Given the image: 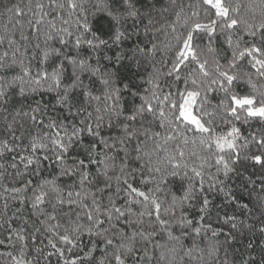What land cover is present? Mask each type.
Listing matches in <instances>:
<instances>
[{
  "label": "trees",
  "instance_id": "16d2710c",
  "mask_svg": "<svg viewBox=\"0 0 264 264\" xmlns=\"http://www.w3.org/2000/svg\"><path fill=\"white\" fill-rule=\"evenodd\" d=\"M75 2L80 7L71 9L68 0H0V36L4 37L0 41V56L7 52L4 63L12 65L8 71L0 72V77H5L4 83L14 76H21L24 81L23 84L17 81L9 89L11 100L6 105L7 111L0 108V148L3 141H7V148L0 153V264H17L18 261L23 264H71L74 259L76 264H99L101 258L104 264H116L114 257L117 252L125 264H224V261L227 264H244L245 261L259 264L264 248V232L260 231L264 227V164L256 163L251 157H264V145L259 143L264 140V118L246 117V113L240 112L237 120L225 112L221 102L227 106L228 97L218 85H211V80L219 78L216 71L219 64L221 71L237 76L229 94L253 95L257 107L264 100V77L251 66L250 56L236 59L235 66L229 67L234 51L238 56L240 51L253 45L264 51V29L259 27L264 24V0H224L230 8L239 9L229 13L239 22L232 29L224 27L227 21L217 19L214 10L203 5L202 0H130L138 16L121 17L118 26L125 35L119 42L114 41L117 25L105 10V5H110L111 0ZM37 4H42L43 8L38 9ZM14 5L22 9V14L5 11L6 7ZM121 11L125 8L122 7ZM194 12L199 15L194 16ZM213 19H217L215 32L201 31L194 38L200 63L208 62L209 76H202L198 64L190 60L181 65L178 70L180 80L177 81V73L173 72L178 43L176 36L186 32L185 21L191 25L209 23ZM37 20H40L39 24ZM84 23L89 24L90 31L84 30ZM172 24H175L176 32H172ZM253 32L255 35L250 34ZM93 33L107 43L90 47L86 41L93 39ZM78 37L81 39L79 46L76 45ZM9 39L14 43L10 45ZM94 44L98 41L94 40ZM153 44L156 48L151 50ZM137 47L145 51L138 52ZM45 52L48 53L47 59L44 58ZM66 56L83 59L92 67H99L101 74L111 73L105 77L110 81L105 86L100 82V76L90 70L81 72L76 69L84 83L91 81L92 93L100 96V101L85 98L77 89L70 95V108L57 103L58 95H63L64 88L72 82L73 67ZM257 57L262 58L259 54ZM21 61L30 68L31 77L24 76ZM61 63L63 72L57 88L51 74ZM38 71L49 73V79L40 85L32 83ZM193 79L197 81L196 85L192 84ZM124 84H129L130 88L125 89ZM209 85L211 90H206ZM21 87L25 89L23 96L19 94ZM32 88L37 90L32 92ZM116 88L120 89L119 99L113 92ZM106 89L112 97L109 100L104 99ZM178 90L200 92L193 111L213 114L203 117V120H211L214 136H225L233 128L238 129L234 151L226 149L219 152L214 141L209 149L201 144L200 133L189 131L179 122L174 121L172 125L165 122L161 127L159 119L147 114L143 121L140 118L136 121L127 119L133 105L141 103V97L151 98L155 94L163 99L164 95L171 93L175 98ZM131 92L138 95L134 97ZM38 103L37 122L17 115V110L31 112ZM105 106L108 111L104 110ZM80 107L86 111L78 113ZM97 107L102 109L100 113L95 112ZM164 111L168 119H172L167 103ZM87 112L93 113L90 118L93 126L97 123L96 116H103L100 128L94 129L99 132L95 137L86 130L89 122ZM51 121H55L58 127L62 122L69 133L73 125L85 129L78 138H73L69 151L63 154V163L56 160L58 151L51 143L56 131L47 127ZM125 125L129 131L136 130L138 140L136 137L134 140L140 143L142 150L140 164L132 165L137 171L130 175L127 168L121 172L123 146L117 143L116 147L108 148L102 142L109 137L123 136ZM174 127L178 131L173 132ZM45 132L49 135V139L43 141L46 147L41 148L37 143V150L33 151V137H43ZM157 132L159 137L153 135ZM168 135L175 138L165 141L164 137ZM185 137L188 138L187 143ZM107 143L112 145L114 141L107 139ZM181 151L183 157L179 155ZM219 155L224 156L232 169L227 175L223 164L216 163ZM237 155L239 159H236ZM45 156L49 158L45 160ZM170 157H175V160L170 161ZM28 158L33 159L32 164H28ZM79 161L84 162V167L79 166ZM174 164L181 166L176 169ZM157 167L160 172L155 171ZM193 167L202 173V185L201 177L192 172ZM68 168L73 169V175L63 174ZM173 171H178L179 175L171 176ZM85 172L88 178L81 185V174ZM124 176L149 196L147 202L143 197L135 194L129 197L125 193ZM117 177L122 178L118 181ZM106 180L111 185L110 189H105ZM13 188L20 191L13 192ZM117 188L121 190L118 194ZM42 192L46 193L44 201L34 208L35 197ZM69 192L73 193L72 197L68 196ZM76 192L81 196L76 197ZM109 195L126 214L119 221L114 214L111 222L114 227L107 221L94 226L86 213L92 209L94 198L101 205L102 212L104 208L111 207ZM58 197L64 203H59ZM69 199L77 203L69 206ZM130 199L140 203L128 204ZM153 199L160 205L159 218ZM205 199L207 205L204 204ZM82 205H88V208ZM127 208H131L130 213ZM96 215L93 212L94 218ZM229 217L235 219L230 221ZM100 219L105 217L100 215ZM232 223L237 225L235 229ZM78 225L82 227L73 231ZM88 228H92L93 234H89ZM197 228L201 229L199 234L195 232ZM105 229L108 230L105 235L113 239L112 245L106 246L104 237L95 235ZM63 235L75 240V244L62 241L60 237ZM77 236L79 240H76ZM250 243L251 248L248 247ZM121 244L131 247L132 251L120 248ZM213 245L220 250L210 254Z\"/></svg>",
  "mask_w": 264,
  "mask_h": 264
},
{
  "label": "snow or ice",
  "instance_id": "6c2138e0",
  "mask_svg": "<svg viewBox=\"0 0 264 264\" xmlns=\"http://www.w3.org/2000/svg\"><path fill=\"white\" fill-rule=\"evenodd\" d=\"M53 2H55V0H53ZM203 5H206L209 7L210 10H214V15L217 19H223L225 21H227V23L224 25V27H227L228 29H232L234 26H236L239 22L236 19H232L229 16L230 11H239L238 8H230L229 6H227L224 3V0H202ZM68 4L69 7L71 9H76L77 7H80V5H78L75 0H68ZM36 7L38 9H42L43 5L42 4H37ZM60 7L62 8L63 5L61 4ZM125 8V11H121V8ZM105 10L107 11L108 16H110L112 18V20L115 22V24L117 25L115 33H114V41L115 42H119L122 37H124L125 33L122 32L119 28V22L121 17L123 16H128V17H137L138 16V12L134 9L132 3L130 2V0H111V4L110 5H105ZM166 10V9H165ZM6 12L9 13H15V14H22V9L18 6V5H14L13 7H6L5 8ZM45 15H47V13H45ZM194 16H198L199 13L198 12H194L193 13ZM177 17L179 19V14H177ZM217 19H213L210 20L209 23H192L191 25H188V22L185 21V28H186V32L179 34L176 36V40H177V51H176V59L174 61V66H173V72H176L177 75L175 77V79L178 81L180 80V76L178 74V70L180 69L181 65H183L186 61H195L200 69V72L202 74V76L204 77H208L209 76V72L206 69V65H207V60H205L203 63H200L199 60V56L197 54V50H196V46H194V38L201 32H207V33H214L215 32V26L217 24ZM37 24L40 23V20L36 21ZM65 23H67V21H65ZM149 23L151 24L152 21L150 20ZM53 28H55V25H52ZM172 32H176V26L175 24L170 25ZM261 29H264V24H261L259 26ZM83 28L85 31H90V26L88 23H84L83 24ZM63 31L67 32V29H64ZM70 34V33H69ZM147 34V33H146ZM251 35H255V33H250ZM4 37L0 36V41H3ZM49 39H51V36H49ZM94 40L98 41V44H94ZM9 44H13L14 41L12 39H9ZM61 43H63V40H61ZM81 43V39L78 37L76 39V45L79 46ZM86 43L90 46V47H98L99 45H104L107 42L103 39H100L98 36L95 35V33H93V39L91 40H87ZM229 45L231 46L232 41L229 38L228 40ZM156 48V45L153 44L152 45V49L154 50ZM238 48V45H237ZM149 50V51H151ZM53 51H57L58 50H53ZM136 51L141 52V51H145V49H141L139 47H137ZM209 51H212L211 48H209ZM257 54H259V57L262 58H258ZM8 53L5 52L3 54V56H0V72H6L8 71L12 65H6L4 63V59L5 57H7ZM245 55L250 56L251 60L249 61L251 66L253 68L256 69L257 73L261 76L264 77V51H262L260 48L255 47L254 45L251 47H247L245 48L243 51L239 52V55L237 56L236 51L233 52V60L232 62H230L229 67H234L235 66V61L236 59L242 58ZM14 58L12 61V64L14 65L16 63L15 61V54H13ZM48 57V53L45 52L44 53V58L47 59ZM65 59H67L68 63L70 65H72L73 67V71H72V82L70 85H68L67 87L64 88L63 91V95H58L57 98V103H60L62 105H67L69 106V108L71 107V100H70V95L72 92H74L75 90L79 89L80 93L87 99L89 100H96V101H100L101 97L100 96H94L91 90V81L86 84L84 83L83 79L81 78V75L77 74L76 69L79 68L81 70V72L90 70L94 75H98L100 76V82L107 86L109 85L110 81L108 78H105L107 76H110L111 73H104L101 74L100 73V69L99 67H92L90 64L87 63V61L81 59V60H77L75 58L72 57H65ZM119 59V57H118ZM137 66H139V61H137ZM21 70L24 74V76H29L31 77V70L29 67H25L23 62L21 61L20 64ZM220 65L217 64L216 65V71L219 74V78L218 79H213L211 80V85H218L225 93V95L228 97V105L224 106V102H221V106L224 107L225 112L230 113L232 116H234L237 120L240 119V112L246 113V117H260V118H264V100H261L259 102V106H256V97L253 95H240V94H236V93H230V86L233 84V81L237 80V76L235 75H230L227 71H221L220 70ZM63 72V63H61V65L58 66L57 70H54L53 73L51 74V78L54 81L55 85L57 88L60 87V83H61V73ZM169 75H172V72L168 73ZM49 79V73H47L46 71H38L37 75L35 78L32 79V83L36 84V85H40L43 81H46ZM5 80V77H0V108H3L4 111H7L6 105L10 102L11 100V96L9 95V89L17 82L20 81L21 84L24 83L23 81V77L21 76H14L12 77L10 80H8L6 83H4L3 81ZM149 83H151V81H149ZM187 81H185V84L187 85ZM192 84L196 85L197 81L195 79L192 80ZM227 85V87L225 86ZM253 88H255V85H252ZM124 88L125 89H129L130 85L129 84H124ZM37 89L36 88H32L31 91L35 92ZM206 90H211V86L209 85L208 88ZM113 92L117 95V99H119V92L120 89L116 88L113 89ZM21 96H23L25 94V89L24 87L20 88V93ZM131 95H133L134 97L138 95L137 92H131ZM200 96V92L199 91H179L178 90V95L174 98L172 96L171 93L164 95L163 99H161L159 96L153 94L151 98L149 97H141V103L139 105H133L132 107V112L131 114L127 117V119L129 121H136L138 118L141 119V121H143V118L145 116V114L147 115H151L154 119H159L160 121V126L163 127L165 122H167V124L172 125L175 122H179L181 124L184 125V127L186 129H188L189 131H195L201 134V144H205L209 149L212 147L213 141L215 142V147L219 152H224L226 149L227 150H232L234 151L236 149V143H235V139L236 136L239 135V131L236 128H233L231 132H229L227 134V136H214L213 135V129L211 127V120L208 121H204L203 117L209 116V115H213L212 113H207V112H203V111H197L194 112L193 108L197 103V98ZM112 97L110 95H108L107 93V89L105 91V96L104 99L105 100H109ZM153 101H156V104H153ZM165 103H167V106L169 108V115L172 116V119H168V116H166L165 111H164V105ZM118 107V106H117ZM40 106L39 103L37 104V108H33L31 109V112L28 111H23V109H19L17 110V115H22L25 117H29V119L32 122H37V113L39 112ZM101 108L97 107L95 109L96 113H100L101 112ZM105 111H108V107L105 106L104 108ZM86 109L84 107H80L78 108V113H83L85 112ZM120 113L117 112V115H119ZM93 113L92 112H87V117L89 118V122L86 124V130L88 131L89 134L93 135L94 137L99 135V132L94 130V129H99L100 128V123L103 121V116L101 115H97L96 116V121L97 123L95 124V126H93V124L90 122V118L92 117ZM15 119V117H14ZM40 123H42V121H40ZM81 123H85V121H81ZM207 125V126H206ZM9 129H11L12 125L9 124L8 125ZM48 128L51 129H56L54 136L51 137V143L53 145L54 150L58 151V154L56 155V160L58 162L63 163V154L67 153L69 151V148L71 147L72 143H73V138H78L79 137V133L85 129H80V128H76L75 125H73V130L71 133H69L67 131V128L64 126V124L61 122V124L59 125V127L57 126V123L55 121H51L48 125ZM124 131V135L123 136H118V137H109L107 139H112L114 141V143L112 145H109L107 143V139L102 140V142L104 143L105 147L108 148H114L116 147V144L118 143L119 145H122V151L124 153L123 158H122V163H121V172L123 173L124 170L127 168L129 169V175L133 172L137 171V168L132 167L133 164H140L141 160H142V154H141V147H140V143L136 142V140H138L137 137V133L136 130H132L129 131L128 126L125 125L123 128ZM173 132L178 131V128L174 127L172 129ZM147 133V129H145V133ZM205 134H206V138H205ZM14 135V133H13ZM154 136L159 137L160 133H153ZM232 137V139H228V137ZM134 137H136V140H134ZM175 137H173L172 135H168L166 137H164V140H172ZM49 139V135L47 132H45L43 134V137L37 138V137H33L32 140V149L33 151L37 150V143H39V146L41 148H45L46 144L43 143L44 140H48ZM185 143H187L188 138L185 137L184 138ZM260 144L264 145V140L259 141ZM92 147H95V145H92ZM159 147V145H158ZM7 148V141H3V147L0 148V153H2L3 149ZM10 150V149H9ZM179 155L181 157H183L184 153L183 151H181L179 153ZM49 157L45 156L44 159L47 160ZM21 159H24V157H21ZM109 159H114L113 157H109ZM236 159H239V156L237 155ZM251 159L253 161H255L258 164H264V157L260 156V155H255L252 156ZM170 161L175 160V157H170L169 158ZM28 164H32L33 163V159L32 158H28ZM38 162V161H37ZM234 163L236 162L235 160L233 161ZM101 163H103V161H101ZM216 163L217 165L223 164V169H224V174L227 175V173L229 171H231L232 169L229 166V162L227 160L224 159L223 155H219L217 156L216 159ZM79 166L82 168L84 167V162L83 161H79ZM181 165L180 164H174L173 167L178 169ZM13 167H15V165H13ZM142 167V165H141ZM184 167H187V165L185 164ZM201 167H203V164H201ZM156 172H160V168L157 167L155 168ZM192 172L197 176V177H201V185L203 184V179H202V173L200 171H197V169L195 167L192 168ZM64 175H68L71 176L74 174L73 169L72 168H68L65 169ZM103 175L107 178V172L104 171ZM171 176L175 177L179 175L178 171H173L170 173ZM185 175H187V173H185ZM88 178V174L82 173L81 174V179H80V183L81 185H83L85 183V181ZM122 177H117V180L119 181ZM110 179V178H108ZM164 179V178H162ZM30 183V182H29ZM123 183L125 185H127V187L124 189L125 193L131 197L132 194H135L138 197H143V200L145 202H147L149 200V196L143 192L140 191L139 189L135 188L131 183L128 182V178L127 176L123 177ZM111 185L107 183V180L105 182V189H110ZM189 188H191V185L189 186ZM104 189H101V191H103ZM11 191L13 192H19L20 189L19 188H13L11 189ZM121 190L119 188L116 189L117 194L120 192ZM46 195V193H41L40 195H37L35 197V201L33 203V207H37V205L43 203L44 201V196ZM76 197H80L81 193L80 192H76L75 193ZM69 197L73 196L72 192L68 193ZM187 198V195L185 196V199ZM59 203H64L63 200H60L59 197L57 198ZM109 204L111 205V207L108 208H104L103 212L101 211V205L97 202V200L94 198L92 201L93 207L92 209H90L86 215H87V219L90 222H93L94 226H100L102 224H104L106 221L114 227V225H112V221L114 219V214H115V219L116 221H119L120 218L125 216V211L122 210L121 207H117L115 204V201L113 199L112 195H109ZM140 203L139 200L133 201V200H128L127 203L131 204V203ZM67 203L69 204V206H71L74 203H77V201L69 199L67 201ZM152 204L155 206L156 212H157V218H159V208L160 205L159 203H157L155 201V199L152 200ZM204 204L207 205L208 201L207 199H205ZM85 208H88V205H82ZM243 207L247 208V205H244ZM262 208H264V201H262ZM93 212H95L97 215L94 218L93 216ZM127 212H131V208H127ZM100 215H103L105 217V219H100ZM148 215H151V213H148ZM50 218H54V217H50ZM230 221L234 220V217H229L228 218ZM162 224L166 223L165 221H161ZM187 223H191L190 221H188ZM57 227H59V225H57ZM82 227L80 225L77 226V228L73 229V231H78L79 228ZM237 227V225L235 223H232V228L235 229ZM67 231V229L65 230ZM87 231L89 232V234H93L92 233V228H88ZM108 230L105 229L103 231L100 232H96L95 235L97 236H103L104 237V241H105V245H112L113 244V239L109 238L108 236L105 235V232H107ZM201 231V229L197 228L195 229V232L197 234H199V232ZM261 232H264V227H262L260 229ZM136 234L133 233V236H135ZM213 235H216V232H213ZM169 236L171 237V233H169ZM21 240H23L24 238L21 236L20 237ZM33 239H35V237H33ZM60 239L66 243H71V244H75V240H72L68 235H63L60 237ZM175 239H179V238H175ZM232 239H234V237H232ZM76 240H79V236L76 237ZM227 242V241H226ZM49 243L51 244V240L49 241ZM53 247H56L55 244L52 245ZM120 248H127V251L131 252L132 248L126 245H119ZM249 248L252 247V244L250 243L248 245ZM59 251V249H57ZM219 247L213 245L212 249H211V253H215V252H219ZM188 252H191V249L188 250ZM115 260H116V264H125V261L121 258V256L119 255V253L117 252V254H115ZM78 259V258H77ZM17 264H23L22 261H18ZM71 264H76V259H74ZM99 264H104V259L101 258V260L99 261ZM224 264H227V261H224ZM244 264H248V261H245ZM259 264H264V248H262L261 250V258L259 261Z\"/></svg>",
  "mask_w": 264,
  "mask_h": 264
},
{
  "label": "rangeland",
  "instance_id": "374dc122",
  "mask_svg": "<svg viewBox=\"0 0 264 264\" xmlns=\"http://www.w3.org/2000/svg\"><path fill=\"white\" fill-rule=\"evenodd\" d=\"M225 136H227V134H226ZM228 139H230V140H231V139H232V137H230V136H229V137H228ZM235 140H236V139H235Z\"/></svg>",
  "mask_w": 264,
  "mask_h": 264
}]
</instances>
